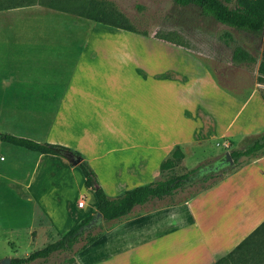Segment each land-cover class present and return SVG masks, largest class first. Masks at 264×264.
I'll return each mask as SVG.
<instances>
[{
    "label": "crops",
    "instance_id": "1",
    "mask_svg": "<svg viewBox=\"0 0 264 264\" xmlns=\"http://www.w3.org/2000/svg\"><path fill=\"white\" fill-rule=\"evenodd\" d=\"M38 1L11 6V0H0V63L31 62L39 54L33 45L45 43L58 30L70 45L52 51L51 62L44 63H68L67 75L46 123H19L21 127L14 129L32 141L78 152L107 196L159 178L158 165L175 145L183 154L180 165L186 167L187 152H202L205 141L232 146L263 132L264 102L255 97V88L239 101L220 90L197 63L190 67L140 63L127 45H101L93 38L99 30L115 35L127 31L86 21ZM55 14L69 23L57 24V29L43 26L45 15ZM150 42L158 43L164 55L171 57L172 44ZM251 101L254 110L233 127ZM2 121L6 123V118ZM0 144L11 146L7 161L22 169L21 175H0L4 187L21 203L36 208L45 221L34 227L33 239L28 232L31 243L39 234L46 244L51 243L95 211L93 192L84 186L75 165L59 156ZM83 194L89 201L87 211H82L84 202L76 206ZM73 197H78L75 207ZM263 221L264 155L180 204L153 207L113 223L74 259L77 264H213ZM109 239L114 240V247L103 248L102 242Z\"/></svg>",
    "mask_w": 264,
    "mask_h": 264
},
{
    "label": "rangeland",
    "instance_id": "2",
    "mask_svg": "<svg viewBox=\"0 0 264 264\" xmlns=\"http://www.w3.org/2000/svg\"><path fill=\"white\" fill-rule=\"evenodd\" d=\"M12 1L15 2L16 0ZM101 1L120 12L137 34L125 32V34L118 33L115 35L110 30H99L93 37L97 44L127 45L128 49L135 53V60H140V63L165 62L176 63L177 66H182L185 63V66L189 67L190 63H197L213 80H216V86L223 92L232 94L241 101L252 88H255L257 91L255 97H260L264 102V85L255 82L256 67L261 59V52L264 50L262 36L255 37L243 31L217 24L210 18L202 17L193 12L188 7L181 8L173 5L171 0ZM60 16L56 14L52 17L45 15V19L41 22L45 27L52 26V28L57 29V24L63 27L68 22L62 18L63 16ZM224 32L229 33L232 37V41L227 44H224L220 39ZM54 33L45 43L33 45L39 54H34L35 57L31 62L0 63L1 134L30 139L29 135L14 128H20L21 124L44 125L48 120V112L64 86L68 63H44V61L51 62L49 56L52 51L67 49L70 45L68 37L58 35V30H54ZM157 37L169 38L172 41L170 43L173 45L171 57L164 55V51L159 48L158 43L150 42V39L160 40ZM75 38L77 39L78 36ZM233 45L245 49L254 58L255 64L231 62L230 48ZM153 46L155 49H152ZM28 49H32V46H29ZM252 101L241 110V115L236 119L233 127L253 109ZM2 118H6V123H3ZM253 118H255V113ZM261 135H264V130L255 137L234 142L232 146H215L216 140L205 141L202 152L195 155L187 152L186 167L179 165L172 172L160 176L159 179L170 175H179L195 167L210 166L212 168L215 166L214 161L225 152L243 149L252 139ZM10 147L0 144V157L4 158L3 161L0 159V175H21L20 165H11L7 161L6 156H11L9 155ZM224 177L225 175L218 172V177L209 180L206 185L211 188ZM3 180L0 176V260L26 256L29 252L46 244L41 234L32 243L28 237L29 232V236L34 238L36 229L34 227L45 225L40 212L32 206L21 203L10 191H7ZM203 191L205 190L199 189L198 185L186 186L170 199L154 202L147 208L167 204L177 205L183 200L191 198V196L201 194ZM77 198L73 197L74 207ZM79 198L85 203L82 211H87L89 208L87 196L83 194ZM113 223L107 224L106 230L111 228ZM11 230L14 231L9 232ZM102 243L103 248L112 249L114 247V240L109 239ZM79 245L80 243L75 245L73 250ZM69 256H73V252L54 253L45 260H37L30 264H77L66 262L65 259ZM251 262L252 260L248 259L241 264H250Z\"/></svg>",
    "mask_w": 264,
    "mask_h": 264
},
{
    "label": "trees",
    "instance_id": "3",
    "mask_svg": "<svg viewBox=\"0 0 264 264\" xmlns=\"http://www.w3.org/2000/svg\"><path fill=\"white\" fill-rule=\"evenodd\" d=\"M23 1H12L9 5L14 6ZM38 2L42 6L76 15L86 21L137 34L120 12L101 0H39ZM171 2L177 7H188L193 12L210 18L217 24L243 31L255 37L262 36L264 42V0H171ZM157 39L172 43L169 38L157 37ZM220 39L224 44L232 41L231 35L227 32L222 33ZM230 59L233 63L255 64L254 58L238 45H233L230 48ZM263 59L264 50L261 52V59L256 67L255 82L260 85H264ZM0 142L64 159H67L66 155H70L77 160L75 166L79 169L83 184L93 192L96 202L95 211L92 214L84 217L57 240L28 253L26 256L9 258V264H30L37 260H45L52 254L60 252H73V256H69L65 261L76 263L75 254L101 237L108 227L107 224L126 219L133 213L137 215L151 210L152 207H147L152 203L170 199L186 186L198 185L199 189L206 190L210 188L206 183L217 178L218 172L226 176L249 160L264 155V135H261L252 139L243 149L228 152L231 165L220 157L214 161L215 166L212 168L210 166L195 167L179 175L158 178L150 183L125 190L117 196L109 197L100 187L93 170L78 152L61 145L39 143L9 134H0ZM182 159L183 154L179 146L175 145L160 161L158 165L159 177L172 172L181 164ZM186 200L188 199L182 202ZM95 212L100 213V219L87 228L86 226ZM104 224L105 226H103ZM78 243L80 245L73 250ZM248 259L252 260L250 264H264V221L234 249L213 264H241Z\"/></svg>",
    "mask_w": 264,
    "mask_h": 264
},
{
    "label": "water",
    "instance_id": "4",
    "mask_svg": "<svg viewBox=\"0 0 264 264\" xmlns=\"http://www.w3.org/2000/svg\"><path fill=\"white\" fill-rule=\"evenodd\" d=\"M67 157V161L71 164V165H76L77 160H75L74 158H72L70 155H66ZM221 158L223 160H225V162H227L229 165L232 164L231 159L229 157V154L227 152H225ZM100 219V213L95 212L92 216V219L90 220V222L87 224V228H89L91 225H93L95 223L96 220ZM0 264H9V258H3L0 260Z\"/></svg>",
    "mask_w": 264,
    "mask_h": 264
},
{
    "label": "built area",
    "instance_id": "5",
    "mask_svg": "<svg viewBox=\"0 0 264 264\" xmlns=\"http://www.w3.org/2000/svg\"><path fill=\"white\" fill-rule=\"evenodd\" d=\"M82 205H83V201H82V200H79V201L77 202V204H76V206H77L78 208L82 207Z\"/></svg>",
    "mask_w": 264,
    "mask_h": 264
}]
</instances>
